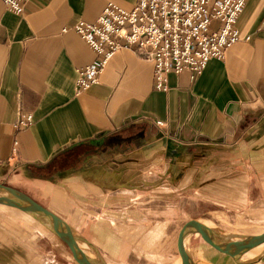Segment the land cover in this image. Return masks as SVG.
Wrapping results in <instances>:
<instances>
[{
  "label": "crops",
  "instance_id": "crops-1",
  "mask_svg": "<svg viewBox=\"0 0 264 264\" xmlns=\"http://www.w3.org/2000/svg\"><path fill=\"white\" fill-rule=\"evenodd\" d=\"M110 1L137 0H28L20 14L0 0V181L61 216L101 264H180L190 221L221 239L264 232V0H246L241 39L201 75L171 73L159 90L154 64L124 48L78 93L97 55L71 27ZM24 113L33 122L17 128ZM184 248L192 264H264V244L234 259L191 233ZM0 264L79 263L0 204Z\"/></svg>",
  "mask_w": 264,
  "mask_h": 264
},
{
  "label": "built area",
  "instance_id": "built-area-1",
  "mask_svg": "<svg viewBox=\"0 0 264 264\" xmlns=\"http://www.w3.org/2000/svg\"><path fill=\"white\" fill-rule=\"evenodd\" d=\"M1 1L20 14L28 0ZM245 5L246 0H137L126 10L110 1L96 21L80 20L71 27L97 55L94 63L80 70L76 91L96 84L111 58L124 48L154 64L159 90L169 89L171 73L201 75L211 59L224 58L241 39L237 21ZM32 122L33 116L24 113L15 126Z\"/></svg>",
  "mask_w": 264,
  "mask_h": 264
},
{
  "label": "water",
  "instance_id": "water-1",
  "mask_svg": "<svg viewBox=\"0 0 264 264\" xmlns=\"http://www.w3.org/2000/svg\"><path fill=\"white\" fill-rule=\"evenodd\" d=\"M0 204L13 206L31 214L68 245L73 258L79 264H101L92 261L84 254L76 240L73 229L61 216L40 203L27 192L0 181ZM191 233L198 234L212 247L230 255L234 259H238L255 247L264 244V232L257 235L239 236L230 240L221 239L205 230L200 224L190 221L184 225L178 237L180 264H192L184 248V239Z\"/></svg>",
  "mask_w": 264,
  "mask_h": 264
},
{
  "label": "bare ground",
  "instance_id": "bare-ground-1",
  "mask_svg": "<svg viewBox=\"0 0 264 264\" xmlns=\"http://www.w3.org/2000/svg\"><path fill=\"white\" fill-rule=\"evenodd\" d=\"M30 216V215H29ZM201 225V224H200ZM205 230H207L208 232H210V233H212V234H214L215 236H220V234H218L216 231H214L212 228H210V227H207V226H203V225H201ZM187 237V236H186ZM185 237V238H186ZM233 239H235V238H233ZM228 240H230V239H228Z\"/></svg>",
  "mask_w": 264,
  "mask_h": 264
},
{
  "label": "rangeland",
  "instance_id": "rangeland-1",
  "mask_svg": "<svg viewBox=\"0 0 264 264\" xmlns=\"http://www.w3.org/2000/svg\"><path fill=\"white\" fill-rule=\"evenodd\" d=\"M202 209H200V211H201ZM215 231V230H214ZM217 232V231H216ZM218 233V232H217ZM218 234H220V233H218ZM233 234H236V233H233ZM233 236V235H232ZM239 236H243V235H239ZM235 238V237H234Z\"/></svg>",
  "mask_w": 264,
  "mask_h": 264
}]
</instances>
